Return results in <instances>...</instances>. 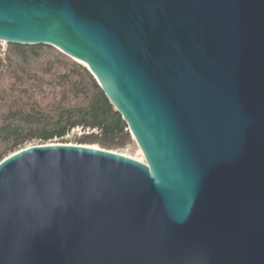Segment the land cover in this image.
Returning <instances> with one entry per match:
<instances>
[{
	"label": "water",
	"instance_id": "obj_1",
	"mask_svg": "<svg viewBox=\"0 0 264 264\" xmlns=\"http://www.w3.org/2000/svg\"><path fill=\"white\" fill-rule=\"evenodd\" d=\"M0 42L92 74L143 162L0 161V264H264V0H0Z\"/></svg>",
	"mask_w": 264,
	"mask_h": 264
},
{
	"label": "trees",
	"instance_id": "obj_2",
	"mask_svg": "<svg viewBox=\"0 0 264 264\" xmlns=\"http://www.w3.org/2000/svg\"><path fill=\"white\" fill-rule=\"evenodd\" d=\"M6 45L0 71V161L75 129L99 137L82 138L80 145L114 151L132 143L121 115L86 67L48 45Z\"/></svg>",
	"mask_w": 264,
	"mask_h": 264
},
{
	"label": "rangeland",
	"instance_id": "obj_3",
	"mask_svg": "<svg viewBox=\"0 0 264 264\" xmlns=\"http://www.w3.org/2000/svg\"><path fill=\"white\" fill-rule=\"evenodd\" d=\"M6 49H7L6 43L0 42V52L2 54L5 53ZM82 138H85L88 140H97L99 137L97 136L96 132H91V131H87V130L83 131L81 129H75V130L71 131L70 133L66 134L62 138L54 139L51 143L79 145V140ZM34 143H36V142H34ZM29 145H31V144H29ZM84 145L90 146V147L101 148V146H99L98 144L87 143ZM114 152H117V153L122 154L124 156L133 158V159L138 160L140 162H143V160H144L139 147L136 145V143L134 141H132V143H130L129 145H127L126 147H124L122 149L114 150Z\"/></svg>",
	"mask_w": 264,
	"mask_h": 264
},
{
	"label": "built area",
	"instance_id": "obj_4",
	"mask_svg": "<svg viewBox=\"0 0 264 264\" xmlns=\"http://www.w3.org/2000/svg\"><path fill=\"white\" fill-rule=\"evenodd\" d=\"M0 58H2V63L0 64V71H2V70H4V64H5V62H4V53L2 54L1 52H0ZM3 68V69H2ZM2 69V70H1ZM93 132V131H92Z\"/></svg>",
	"mask_w": 264,
	"mask_h": 264
},
{
	"label": "bare ground",
	"instance_id": "obj_5",
	"mask_svg": "<svg viewBox=\"0 0 264 264\" xmlns=\"http://www.w3.org/2000/svg\"><path fill=\"white\" fill-rule=\"evenodd\" d=\"M52 144H54V143H52ZM91 148H97V147H91ZM122 155V154H121ZM124 156V155H123ZM138 161V160H137ZM140 162V161H139Z\"/></svg>",
	"mask_w": 264,
	"mask_h": 264
}]
</instances>
